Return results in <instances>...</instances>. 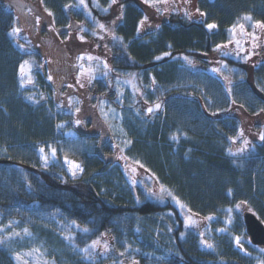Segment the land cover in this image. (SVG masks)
Instances as JSON below:
<instances>
[{
    "label": "trees",
    "instance_id": "1",
    "mask_svg": "<svg viewBox=\"0 0 264 264\" xmlns=\"http://www.w3.org/2000/svg\"><path fill=\"white\" fill-rule=\"evenodd\" d=\"M96 1L104 8L112 3ZM115 1L123 18L111 42L112 68L137 73L142 88L128 86L120 101H108L120 108L131 141L122 153L172 195L161 202L133 183L105 122L96 131L75 126L40 69L31 85L21 86V65L36 54L15 43V13L0 1V264H262L264 245L250 241L235 205L247 201L264 221V60L245 66L229 59L238 66L225 82L193 70L181 56L208 66L233 25L264 22V0H198L200 19L172 17L145 32L139 0ZM73 2L43 0L64 29L89 21L84 9L68 8ZM211 23L217 27L208 29ZM107 87L102 79L92 85L101 95ZM147 104L161 108L149 113ZM236 110L256 121L258 138L242 152L234 147L248 120ZM65 158L83 172L73 177ZM175 198L191 214L212 219L200 230L187 226ZM107 231L110 257L86 255L83 249ZM202 237L214 247H203ZM33 249L40 252L28 256Z\"/></svg>",
    "mask_w": 264,
    "mask_h": 264
},
{
    "label": "rangeland",
    "instance_id": "2",
    "mask_svg": "<svg viewBox=\"0 0 264 264\" xmlns=\"http://www.w3.org/2000/svg\"><path fill=\"white\" fill-rule=\"evenodd\" d=\"M0 1L15 13L14 27H19L22 30L16 36L12 35L15 43L19 48L25 51H33L36 54L35 57L27 59L29 65L25 66L23 79L27 81L31 76L33 81L32 72L34 69H40L47 79L51 76L52 79L48 80L56 88V100L61 107L72 113L75 126L80 129L96 131L99 129V120L104 121V124L107 125V137L115 142L117 157L124 165L132 181L144 187L151 198L161 202L167 200L169 196L166 192H161V186L158 185L155 179L137 164L129 161L122 153L129 140L124 136L121 127L120 108L114 106L113 102H108L111 98L114 101H120L128 86L135 92L142 91L137 73H115L110 61L114 55L111 42L118 39L116 27L123 18V15H121L122 6L116 1L115 3L112 2L108 8H104L96 0H85L83 5L80 4V0H74L68 8L84 9L89 21L79 23L77 20L78 22L75 21L72 25H69L71 27L64 29L49 15L48 9L41 0ZM139 2L145 11L144 18L147 17L146 20L142 19L144 21L143 25H139L140 32H145L148 28L159 27L163 22L171 20L172 17L187 20L200 19L198 0H166V2L165 0H148V2L139 0ZM37 17H39L38 23ZM100 24L105 27L100 28ZM239 25L244 26L243 32L240 30ZM239 25H237L235 33L231 32L230 40L233 42L224 44L227 45L226 47L217 48L213 57L210 58L211 62L208 66L193 62L188 57L187 60L184 59L187 65L193 70L206 69L214 77L216 76L225 82H232L233 75H235L232 72V66L238 65L230 60L245 66L263 61L264 28L255 27L256 23H250V21H245ZM249 34H254L255 40ZM81 36L84 38L83 40L80 39ZM237 40L246 49L245 52H240L235 43ZM253 43L258 46L253 47ZM82 55L85 56V59L78 60L77 58ZM246 55H248L247 60L244 59ZM87 56L99 59L88 60ZM105 62L107 66H105ZM80 65H83L85 69L83 74H81ZM88 69L93 71L88 72ZM214 69H219V71H214ZM20 77L22 79L21 71ZM97 79H102L108 85L102 95L92 88ZM81 84L83 87H81ZM24 85H31V83H24ZM154 106L147 104L146 108L152 107L155 110ZM77 108L79 112L76 111ZM207 111L213 114L209 110ZM97 112H100V115ZM232 113L248 120V122H244L243 136L238 137L234 147L236 152H240L237 151L240 148L247 150L251 143L258 138L254 129L256 121L251 122L249 120L255 117L238 110ZM76 120H80L81 123L76 124ZM245 139L249 141L247 147L243 143ZM133 169H135L134 172ZM177 205L179 206L178 203ZM247 208L248 205H245L237 211L243 214L248 211ZM180 210L185 224L189 227L200 230L207 223L205 217L193 215V219H196L198 223L195 225L188 224L187 217L192 214L186 209L180 208ZM202 239L207 240L205 237H202ZM96 240H99L100 244L94 248H89L86 255L99 256L105 261L112 253L110 233L108 231L104 232L93 241ZM91 244L92 242L89 245ZM104 244H107V249L103 247ZM202 246L207 247L204 244ZM134 262L137 264L136 261ZM134 262L131 264H134ZM104 264H114V262L106 260Z\"/></svg>",
    "mask_w": 264,
    "mask_h": 264
},
{
    "label": "snow or ice",
    "instance_id": "3",
    "mask_svg": "<svg viewBox=\"0 0 264 264\" xmlns=\"http://www.w3.org/2000/svg\"><path fill=\"white\" fill-rule=\"evenodd\" d=\"M41 2H43V0H41ZM112 2L115 3V0H112ZM145 2H148V0H145ZM165 2H166V0H165ZM80 4H82V5L85 4V0H80ZM29 11H31V10H29ZM122 14H123V13H121V15H122ZM49 15H51V12H49ZM201 15H204V14L202 13ZM36 19H37V23H38V22H39V17H37ZM144 19L146 20L147 17H145ZM244 19H245V20H251V17H250V16H245ZM143 23H144V21L142 20V21L140 22V24L143 25ZM69 27H71V26H69ZM99 27H100V28H104L105 26H104L103 24H100ZM216 27H217V25H216L215 23H211V24H208V25H207V28H208V29H214V28H216ZM239 27H240V30L243 32V31H244V26H243V25H239ZM255 27L264 28V22H259V21L256 22ZM236 28H237V26H236V25H233V27H232V29H230V31H231L232 33H235ZM21 31H22V30H21L19 27H14V28L12 29V31H11V35L16 36V35L19 34ZM81 31H83V29H81ZM249 35H251L252 38H253V40H255V36H254V34H249ZM80 39L83 40L84 38L81 36ZM232 42H233L232 40L229 41V43H232ZM235 43H236L237 47H239L240 52H245V51H246V49L243 48V47L241 46V42H240L239 40L235 41ZM226 46H227V45H217V48L219 49V48L226 47ZM257 46H258V45H256L255 43H253V47H257ZM164 55L167 56V55H170V53H164ZM77 59H78V60H84V59H85V56L82 55V56L78 57ZM87 59H88V60H93V59H99V58H94V57H92V56H87ZM156 59H161V57H156ZM184 59L187 60L188 58H187V57H184ZM244 59L247 60V59H248V55H246V56L244 57ZM28 65H29V61H27V60H25V61L23 62V64L21 65V68H20L21 75H22L21 86H23L24 83H32V82H33L31 76H29V78H28L27 81H25V80L23 79V74H24L25 66H28ZM105 66H107V65H106V62H105ZM79 67L81 68V74H83L84 71H85V69L83 68V65H80ZM87 71H88V72H91V71H93V70L88 69ZM214 71H219V69H214ZM48 79L51 80L52 77L49 76ZM78 82H79V77H78ZM89 82H91V81L89 80ZM81 87H83L82 84H81ZM154 108H155V109H160V108H161V105H160V104H156V105L154 106ZM153 110H154V109H153L152 107H150V108L147 109V112L151 113V112H153ZM76 111L79 112V109L77 108ZM105 115H106V114H105ZM75 122H76V124H80V123H81L80 120H76ZM185 135H186V134H185ZM238 135H239V136H243V129H240V130H239V134H238ZM172 139H173V140H177L178 137H177L176 135H173ZM235 139H236V138H233V140H235ZM260 139H261V140H264V133H261V134H260ZM243 143H244V146L247 147V145L249 144V141H248L247 139H245ZM127 144H131V141H127ZM243 150H244L243 148H240V149H238L237 151L242 152ZM40 151L43 152L44 149H40ZM228 151H229V153H231V149H228ZM51 152H52L53 155H55L56 149H54V148L51 149ZM44 159H45V167H46V166H47V157H45ZM65 159H66V162L70 165V170H72V175H73V177H75V176L77 175V172H83V168H82L79 164L75 163L74 161H68L67 158H65ZM132 171L134 172L135 169H133ZM133 182L135 183V181H133ZM160 190H161V192H167L168 195H172L171 191L168 190V189H166L163 185H161V189H160ZM229 194H231V189H229ZM175 199L177 200V203L179 204V206H180L182 209L187 208V205L181 203V202L179 201L178 198H175ZM245 205H247V201H241V202H239V203H237V204L235 205V208H236V209H241V208L244 207ZM232 210H233L232 208H229L227 211L229 212V214H231ZM247 210H248L249 212L252 211V209H251L250 206L247 208ZM187 211H188L189 213H191V209H190V208H187ZM193 215H195V214L189 215V216L187 217V223H188V224L195 225V224L198 223V221H197L196 219H193ZM206 219L211 220L212 217L209 216V217H207ZM257 219H259V217H257ZM232 222H233V221H232V217H231V215H229V216L226 218V223H227V224H231ZM262 223H264V221H262ZM24 231L27 232L28 230L25 229ZM85 231H87V229H85ZM220 231L223 232V231H226V229H220ZM14 235H17V236H18L19 233H14ZM201 236H203V233H201ZM69 238H70V237H69ZM235 240H236V243H237L238 245H240V247H243V245L240 244V237H239V236L235 237ZM2 242H3V241H0V243H2ZM201 243L204 244V245H206V246L209 247V248L214 247V245L210 244L207 240H203V239H202V240H201ZM99 244H100V241H99V240L93 241L92 244L89 245L88 247L84 248L83 251H84L85 253H88V252H89V248H94V247H96V246L99 245ZM103 247H104L105 249H107L108 246H107V244H104ZM39 252H40L39 249H33L31 252L27 253V255H28V256H32L33 254H38ZM16 259H17V260H21V259H22L21 255H20L19 253L16 254ZM24 264H28V261H24ZM46 264H47V262H46ZM134 264H135V262H134ZM262 264H264V262H262Z\"/></svg>",
    "mask_w": 264,
    "mask_h": 264
},
{
    "label": "water",
    "instance_id": "4",
    "mask_svg": "<svg viewBox=\"0 0 264 264\" xmlns=\"http://www.w3.org/2000/svg\"><path fill=\"white\" fill-rule=\"evenodd\" d=\"M254 212L245 211L243 213V220L246 231L251 241L255 245H264V223Z\"/></svg>",
    "mask_w": 264,
    "mask_h": 264
}]
</instances>
